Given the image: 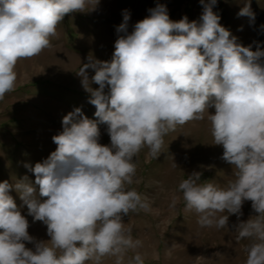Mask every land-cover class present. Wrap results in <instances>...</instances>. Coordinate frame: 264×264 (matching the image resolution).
Here are the masks:
<instances>
[{"label": "clouds", "instance_id": "9594fccd", "mask_svg": "<svg viewBox=\"0 0 264 264\" xmlns=\"http://www.w3.org/2000/svg\"><path fill=\"white\" fill-rule=\"evenodd\" d=\"M89 2L0 0V100L16 86L18 62L51 47L64 17L84 12ZM92 3L95 10L99 0ZM216 3L204 4L200 23L173 21L166 5L157 4L130 33L124 10L111 61L89 57L77 72L97 119L80 108L65 115L63 130L52 137L56 150L34 167L25 165L34 183L25 176L14 185L49 240L29 234L9 195L13 186L0 182V264H101L104 257L123 264L130 250L142 247L124 218L152 211L149 198L130 187L139 183L135 158L145 147L158 158L169 132L205 114L233 175L224 187L201 182V172L187 175L178 185L184 209L198 215L201 227L222 229L251 201L257 215L233 228L237 240L250 241L246 264H264V50L236 43L219 23ZM238 15L255 18L250 3ZM88 69L95 73L91 80ZM99 124L107 126L110 144L99 142ZM180 199L173 195V209ZM128 264H143V258L136 253Z\"/></svg>", "mask_w": 264, "mask_h": 264}, {"label": "rangeland", "instance_id": "374dc122", "mask_svg": "<svg viewBox=\"0 0 264 264\" xmlns=\"http://www.w3.org/2000/svg\"><path fill=\"white\" fill-rule=\"evenodd\" d=\"M208 2L204 0V4ZM248 3L254 20L238 15ZM157 4L166 5L173 21L187 17L189 22H201L204 10L201 0H99L95 10H91L90 0L84 12H72L64 17L51 38V47L18 62L16 86L0 100V182L8 181L13 186L9 195L28 220L29 234L37 241L50 239L46 225L28 215L15 183L25 176L34 183L35 176L25 165L34 167L56 150L52 137L63 130L65 115L80 108L89 119H97L95 106L89 103L90 93L82 86L77 72L88 63L89 57L111 61L115 41L123 35L117 28L123 22L124 10L130 13V33ZM213 11L220 16L219 23L236 38V43L252 51L264 50V0H217ZM87 71L91 80L94 70ZM91 87L99 86L91 83ZM209 112L214 113V108ZM106 127L99 124V142L105 145L110 144ZM222 155V146L213 144L207 114L204 120L191 121L169 132L158 158L150 157L146 147L140 151L135 158L134 178L139 183L130 187L149 198L152 211L130 213L124 218L132 229L133 239H139L142 247L130 250L123 264H128L136 253L142 256L143 264H246V247L250 241L237 240L233 225L257 215L251 201L244 202L239 220L236 215L229 216L228 227H201L198 215L185 211L178 190L179 183L193 171L202 173L201 182L226 186L232 179L233 168L221 159ZM173 195L181 197L175 209L171 207ZM101 264H115V257H104Z\"/></svg>", "mask_w": 264, "mask_h": 264}]
</instances>
